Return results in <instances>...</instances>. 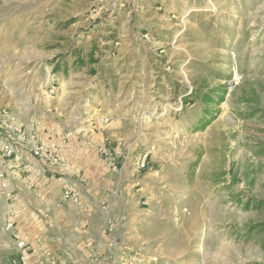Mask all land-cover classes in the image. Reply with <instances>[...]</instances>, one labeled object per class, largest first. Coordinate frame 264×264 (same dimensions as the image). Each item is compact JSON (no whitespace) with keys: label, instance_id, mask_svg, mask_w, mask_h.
<instances>
[{"label":"rangeland","instance_id":"obj_1","mask_svg":"<svg viewBox=\"0 0 264 264\" xmlns=\"http://www.w3.org/2000/svg\"><path fill=\"white\" fill-rule=\"evenodd\" d=\"M76 48L84 70L55 72L77 68ZM30 133L61 164L35 158ZM0 138L18 151H0V264L14 258L8 222L30 244L49 235V264H119L124 250L142 264H264V0H0ZM102 146L126 152L134 182ZM65 176L81 206L60 199Z\"/></svg>","mask_w":264,"mask_h":264},{"label":"built area","instance_id":"obj_2","mask_svg":"<svg viewBox=\"0 0 264 264\" xmlns=\"http://www.w3.org/2000/svg\"><path fill=\"white\" fill-rule=\"evenodd\" d=\"M6 117V116H5ZM8 122H3V127L5 130L8 128H12L15 126L12 122V118L8 115L6 117ZM110 117H102L100 119L101 123H108L110 122ZM19 133L21 130L17 128ZM25 142L29 146V150L31 154L38 158L43 163H50V164H61V156L57 146L51 142H45L37 138V134L30 133L27 137ZM0 151L2 156L7 159H12L17 157L18 151L14 143L9 141L8 139L0 138ZM100 151L104 158L106 159L108 165L111 169L118 171L119 169H123L124 163L128 159V155L126 152L121 151L119 147L111 148L107 146H102ZM148 157L147 154H140L137 157V167L140 169H145L147 167ZM35 175L37 177H41L43 175V169L37 168L35 170ZM59 182L61 185V194L64 201L71 202L73 204H80L83 201V194L80 188L76 185V183L65 177H60ZM0 184L3 188L7 187L8 179L5 173L0 172ZM5 231L13 232V239L15 245V256L13 258L12 264H35L32 260V253L33 249L30 244L16 229V226L13 222H8L5 225ZM46 255L48 256L46 259H41V261H37L36 264H49V260L51 259V263H54L53 256L51 255V251L47 250ZM120 259L118 260L119 264H142L143 257L133 255L132 251L124 250L122 251L121 255L119 256Z\"/></svg>","mask_w":264,"mask_h":264},{"label":"crops","instance_id":"obj_3","mask_svg":"<svg viewBox=\"0 0 264 264\" xmlns=\"http://www.w3.org/2000/svg\"><path fill=\"white\" fill-rule=\"evenodd\" d=\"M85 66L86 65H83V66H79V65H77V68L76 69H73V68H71V67H69L68 66V73L70 74V73H73V72H80V71H82V70H84V68H85ZM95 72V71H94ZM58 73H60V72H58ZM96 74V73H95ZM110 117V119H111V121H112V115H109V114H107V115H102L101 117H99L98 118V123L99 124H102V125H104V124H109L110 122H108V123H101L100 122V119L102 118V117ZM128 165H130V163H127ZM128 165H125V167H124V169H123V171L121 172V174L119 175L120 177L121 176H123V178L124 177H126V179L128 178V177H130L129 179H130V181L131 182H134L135 181V178L134 177H131L132 175H134L135 173H136V171L135 170H132L130 167H127ZM74 168V167H73ZM72 168V171L74 170L75 172L76 171H78V169L80 168V166L77 168V164L75 165V168L73 169ZM134 169V168H133ZM114 172H116V171H114ZM79 175V174H78ZM82 177V176H81ZM92 177H91V175L90 176H88L87 177V179H88V182H87V186L85 187V191H89V190H91V188H94V186H95V184H96V179H95V177L93 176V179H91ZM133 178V179H132ZM82 179V178H81ZM83 179H85V178H83ZM125 180V179H124ZM120 181V180H119ZM77 185V184H76ZM79 187V186H78ZM80 188V187H79ZM80 190H82L81 188H80ZM136 191H141V193H142V189L140 188L139 190L138 189H136ZM132 193H135V194H137L135 191H133ZM87 197H89V198H91L90 196H87ZM53 199V197L52 198H49V197H47V195H46V200H49V201H51ZM60 199L63 201V198H62V194L60 193ZM65 202H68V201H65ZM47 203H49V202H47ZM69 203H71V202H69ZM82 203H83V201L80 203V204H73V203H71V204H73V205H75V206H81L82 205ZM47 209H49V210H51V208H47ZM92 206H90L88 209H85V212L87 211V214H92ZM46 210V209H45ZM98 211H99V213H103V212H101V210L100 209H98ZM108 215H109V217H110V220L111 219H113L114 220V216L112 215V212L110 211V209H108ZM64 216H66V215H64ZM111 216H113V217H111ZM112 225H110L109 226V228H111L112 229V227H113V225H114V223H111ZM138 221L136 222V221H132V220H129L128 221V223H127V225L125 226L124 225V230H126V229H128V231H132L133 229H137L138 228ZM142 224V222H140V225ZM58 228H59V226H58ZM81 228V227H80ZM47 231H52V228H48L47 229ZM46 231V232H47ZM38 232H39V230L38 231H35V234L34 233H32L31 232V239L32 240H34V241H31V246H32V249H33V253H32V260H33V262L36 264L37 263V261L39 260V261H41V259H44V258H42V256L44 255V254H46V251L47 250H49L50 248H52L51 246H50V244L48 243L49 242V240H48V236L47 235H45V236H43V235H41V234H38ZM99 232H100V230H99ZM52 232H50L49 234H51ZM66 234H68V231H67V229L65 228V226L62 224V227H61V236H63V237H65L66 236ZM58 237H60V235H58ZM14 240V239H13ZM59 240V243H61V240H60V238L58 239ZM63 244V243H62ZM64 246H66V247H68V245L67 244H64ZM82 247V245H79V247ZM15 253H16V251H15V245L13 246V251H12V257L11 258H13L14 256H15ZM81 259V258H80ZM103 259V258H102ZM107 259H103V260H101L102 261V264H108V262L106 261ZM77 263H79V261L77 262ZM10 264H12V259H11V261H10Z\"/></svg>","mask_w":264,"mask_h":264},{"label":"trees","instance_id":"obj_4","mask_svg":"<svg viewBox=\"0 0 264 264\" xmlns=\"http://www.w3.org/2000/svg\"><path fill=\"white\" fill-rule=\"evenodd\" d=\"M79 51H81V53ZM82 53H83V51L81 49H77V48L75 49L76 60H77L76 65L83 66V65L87 64V63H85V58L82 57L83 56ZM90 60L92 62L95 61L94 55H92V54L90 55ZM53 64H55V63L53 62ZM53 70L55 72H64V73L66 72L67 73L68 72V66L61 67L60 64H55L53 67ZM223 92H225V90H223ZM216 97H217L218 101H216V99H215ZM203 99L207 103H215L218 106L224 100V95H219V94L215 95L214 93L210 92L208 94L207 93L204 94ZM210 106L211 105H208L207 108H210ZM214 118H215V113L213 114L212 111H211V113L206 112L205 117L202 119L201 127L204 128L207 125H209Z\"/></svg>","mask_w":264,"mask_h":264}]
</instances>
